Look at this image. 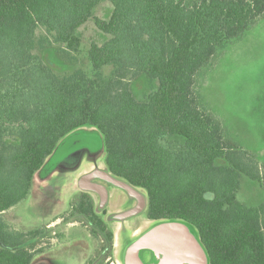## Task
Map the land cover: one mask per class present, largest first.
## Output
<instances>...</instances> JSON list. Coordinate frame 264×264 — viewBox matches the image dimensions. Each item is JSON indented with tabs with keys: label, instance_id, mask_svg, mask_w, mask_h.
<instances>
[{
	"label": "trees",
	"instance_id": "1",
	"mask_svg": "<svg viewBox=\"0 0 264 264\" xmlns=\"http://www.w3.org/2000/svg\"><path fill=\"white\" fill-rule=\"evenodd\" d=\"M104 1L112 12L94 24L108 39L89 45L91 72L59 77L35 47L78 52L77 30ZM263 17L264 0H0V214L29 198L35 173L68 135L93 128L106 171L146 193L148 221L187 223L209 264H264V204L237 198L242 178L264 190V165L224 139L195 88L200 71ZM140 75L156 82L142 102L129 86ZM70 210L112 245L88 193ZM46 232L0 217V264H31Z\"/></svg>",
	"mask_w": 264,
	"mask_h": 264
},
{
	"label": "rangeland",
	"instance_id": "2",
	"mask_svg": "<svg viewBox=\"0 0 264 264\" xmlns=\"http://www.w3.org/2000/svg\"><path fill=\"white\" fill-rule=\"evenodd\" d=\"M111 12L112 6L107 1L99 3L94 8L91 18L76 32V36L81 40L78 52L67 53L64 46L53 44L44 49L36 46L34 54L59 77L69 75L78 69L91 72L87 57L89 45L91 43L101 45L108 39L96 28L94 22L108 20ZM44 34L43 29L38 31V35ZM112 70L111 66H107L100 73L103 78L108 79ZM129 86L133 97L142 102L156 89V82L145 75H140L131 81ZM195 88L202 107L220 123L224 139L256 156L259 164L264 165V17L257 20L241 38L234 40L220 52L213 66L200 71ZM83 130H91L92 133L79 131L67 136L34 175L36 181L50 178V182H46L45 185L51 183L52 187L57 183L67 184L57 192L41 186L38 188V197L35 196L33 200L38 203L40 197L50 204L44 203L43 206L31 208L28 212L29 217L32 220L38 218L42 220L38 227H46L53 222L59 224L47 229L42 240L37 243L36 249H41L44 253L53 250L49 260L54 264H80L81 260H84L85 264H122L121 255L120 259L118 256L120 248L122 250L128 242L153 224L146 219L144 213L123 222L112 220V216L124 213L123 210L132 205L121 190L112 186H110L112 197L101 210L98 198L89 194L95 212L105 213L102 219L113 234L111 246L102 235L94 237L89 223L83 218L69 219L70 204L81 193L76 184L78 176L90 170L91 163L94 165L92 171H106L102 149L91 158L84 155L74 167L68 168L58 164L68 160L71 153L84 145L96 151L100 145L102 146L101 136L96 129L86 127ZM54 171L57 173L52 174ZM140 191L146 199V193ZM237 198L240 201H261L264 204V190L257 183L242 178ZM26 201L16 209H23L25 213ZM115 204H119L117 209L112 208ZM18 210L0 216L15 221ZM146 257L147 255H144V261L148 260Z\"/></svg>",
	"mask_w": 264,
	"mask_h": 264
},
{
	"label": "water",
	"instance_id": "3",
	"mask_svg": "<svg viewBox=\"0 0 264 264\" xmlns=\"http://www.w3.org/2000/svg\"><path fill=\"white\" fill-rule=\"evenodd\" d=\"M94 179L112 185L124 191L130 198H136L139 201L135 208L112 216V220H127L145 210L146 200L136 189L121 180L113 178L107 171L95 170L79 179V188L84 192H93L99 195L100 210L107 204L108 193L103 185L91 183ZM146 253L148 254V260L144 261ZM121 263L209 264L207 255L195 231L183 221H162L150 226L123 247Z\"/></svg>",
	"mask_w": 264,
	"mask_h": 264
},
{
	"label": "crops",
	"instance_id": "4",
	"mask_svg": "<svg viewBox=\"0 0 264 264\" xmlns=\"http://www.w3.org/2000/svg\"><path fill=\"white\" fill-rule=\"evenodd\" d=\"M101 149H102V151H103V158H104V150H103V146L100 148V150L99 151H101ZM79 161V159L77 160H75L74 162H72V163H66L65 161L64 162H59L58 164H60V165H63V166H65V167H74L76 164H77V162ZM92 168H93V164L91 163V165H90ZM92 168L90 169V170H88V171H90V173H91V171H92ZM99 169V168H98ZM101 169V168H100ZM88 171H84L83 173H81L79 176H78V179L76 180V184H77V187H78V189H79V179L83 176V175H86L85 173L86 172H88ZM57 173V171H54L52 174H56ZM34 177H36V176H34ZM33 177V183H32V190H31V194H30V196H29V199H28V201H26V203L24 204V206H25V208H26V211H25V213H24V211H23V209L22 210H18V209H12V210H10V211H8V212H12L13 210H18L17 211V216H16V214H15V221L14 220H8V219H5L4 217H2V216H0L3 220H5L14 230H17V231H22V230H31V229H34V228H37L38 227V224L42 221L41 219L39 220V218L37 219V220H32L30 217H29V214H28V212H29V210L31 209V208H36V206H38V207H40V206H43V204L45 203L46 205L49 203V202H45V199H43V198H40L39 197V202L38 203H36L33 199H35L36 197H38V188H40V186L42 187V188H47L48 190H50V191H53V192H57V190L58 189H60V188H63V187H66L67 186V184L65 185V183H57V184H54L53 185V187H52V185L50 186V184L49 185H45L46 184V182H50V178H49V180H47V179H38V181H36L35 180V178ZM50 177V176H49ZM58 178H60V177H58ZM45 186V187H44ZM48 190H46L45 189V191H48ZM79 191H81L80 189H79ZM74 192V191H73ZM36 196V197H35ZM42 201V202H41ZM240 201V200H239ZM241 203H243V204H246V205H257V204H259L260 202L258 201V202H252V201H249V202H247V201H240ZM252 202V203H251ZM39 204V205H38ZM50 204V203H49ZM119 207V204L117 205V204H115V205H112V208L113 209H117ZM7 212V213H8ZM6 213V214H7ZM4 214V213H3ZM0 215H2V214H0ZM28 220H30L29 221V223H26L25 221H28ZM33 225V226H31V225ZM53 226L55 225V226H57V224H59V223H51ZM35 225H37V226H35ZM52 225H47L46 226V228L48 229V228H51L50 226H52ZM78 239V238H77ZM52 251L53 250H51V251H49V252H47V253H43V254H41V255H39V256H37V257H35V259L33 260V262L31 263V264H54L53 262H50V260H49V258H50V256L52 255ZM121 252H122V250H121V248H120V250L118 251V256H119V259H120V255H121ZM121 261V260H120ZM80 264H85L84 263V260H81L80 261Z\"/></svg>",
	"mask_w": 264,
	"mask_h": 264
},
{
	"label": "flooded vegetation",
	"instance_id": "5",
	"mask_svg": "<svg viewBox=\"0 0 264 264\" xmlns=\"http://www.w3.org/2000/svg\"><path fill=\"white\" fill-rule=\"evenodd\" d=\"M85 132V133H92V131L91 130H83V129H81V130H77V131H75L76 133H78V132ZM74 133V132H73ZM72 134V133H71ZM69 136V135H68ZM100 148L96 151V150H92L91 148H89V146H87V145H84V146H82V147H80L79 148V150H76L75 152H73V153H71L70 155H69V158H68V160H66L65 162L66 163H72V162H74L75 161V159H82L83 158V156L84 155H86V156H88L89 158H91V156H93V155H95V154H97V153H99L100 151ZM93 171H95V170H93ZM93 171H91V172H93ZM90 173V172H89ZM88 173V174H89ZM87 175V174H86ZM119 180V179H118ZM124 182V181H123ZM91 183H95V184H99V185H103L105 188H106V190H107V193H108V201H107V204L109 203V201H110V198L112 197V195H111V188H110V186H112V185H109V184H107V183H105V182H103V181H101V180H99V179H94V180H92L91 181ZM126 183V182H125ZM129 185V184H128ZM113 187V186H112ZM116 188V187H115ZM134 188V187H133ZM80 189V188H79ZM134 189H136V191L140 194V195H142V193H141V191H140V189H137V188H134ZM81 190V189H80ZM120 190V189H119ZM122 191V190H121ZM81 192H84V191H82L81 190ZM123 193H124V197L126 198V200H128V201H130V202H132V205L130 206V207H127L126 209H124L123 210V212H126V211H129V210H131V209H133V208H135L137 205H138V203H139V201H138V199H136V198H130L124 191H122ZM84 193H88V194H91V195H94V196H96L97 198H98V200H99V203H100V197H99V195L97 194V193H93V192H84ZM143 196V195H142ZM146 200V199H145ZM147 203V202H146ZM106 204V205H107ZM147 205V204H146ZM145 211V210H144ZM144 211L143 212H141L140 214H138V215H136V216H140V215H142L143 213H144ZM119 212H121V211H119ZM136 216H134V217H136ZM132 218V217H131ZM130 219V218H129ZM123 221H127V220H123ZM122 221V222H123ZM154 225V224H153ZM147 258V257H146Z\"/></svg>",
	"mask_w": 264,
	"mask_h": 264
}]
</instances>
